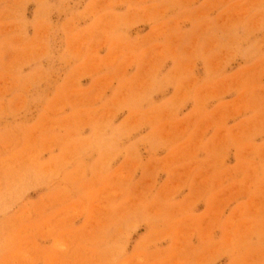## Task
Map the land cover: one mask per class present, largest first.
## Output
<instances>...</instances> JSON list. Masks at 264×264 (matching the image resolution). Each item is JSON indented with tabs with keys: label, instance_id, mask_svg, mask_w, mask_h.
Here are the masks:
<instances>
[{
	"label": "rangeland",
	"instance_id": "obj_1",
	"mask_svg": "<svg viewBox=\"0 0 264 264\" xmlns=\"http://www.w3.org/2000/svg\"><path fill=\"white\" fill-rule=\"evenodd\" d=\"M0 264H264V0H0Z\"/></svg>",
	"mask_w": 264,
	"mask_h": 264
}]
</instances>
